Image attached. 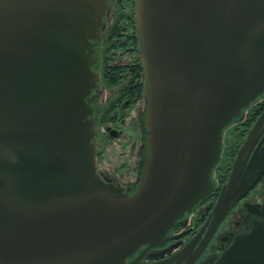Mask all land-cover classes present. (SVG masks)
<instances>
[{
    "label": "water",
    "instance_id": "water-1",
    "mask_svg": "<svg viewBox=\"0 0 264 264\" xmlns=\"http://www.w3.org/2000/svg\"><path fill=\"white\" fill-rule=\"evenodd\" d=\"M111 0H0V264H135L213 190L222 132L264 91V0H135L147 156L133 194L98 168ZM243 144L204 240L264 172ZM211 264H264V222Z\"/></svg>",
    "mask_w": 264,
    "mask_h": 264
},
{
    "label": "flooded vegetation",
    "instance_id": "flooded-vegetation-1",
    "mask_svg": "<svg viewBox=\"0 0 264 264\" xmlns=\"http://www.w3.org/2000/svg\"><path fill=\"white\" fill-rule=\"evenodd\" d=\"M116 13L114 10L111 15V22H108L106 30L110 28ZM99 48L101 51V44ZM131 48L132 46L127 47V50L123 49L130 57L129 61L123 65L129 64L134 58V55L129 54ZM113 52L117 54L118 50H114ZM116 58L115 55L114 59L116 60ZM128 78L129 74L126 73L125 79L127 80ZM102 88L109 90V93L104 101L102 100L103 94L101 93L95 103L100 126V134L98 136L99 148L100 144H102V140H100L101 134H105L109 142H111L112 136L121 134L116 128L117 125L130 115L132 108L138 102L143 101L144 103L143 96L140 100L134 99L130 107H127L129 100H125L116 112L117 120L113 123L101 125L99 119L100 110L113 93V90L103 86V80ZM125 110L127 113L122 117L121 114ZM143 116L144 111L135 115L129 124L136 132L135 135L137 137L134 136L133 139H138L141 143L136 152L137 165L133 169L134 171L136 170V177L132 178L125 175L126 172L131 173L133 171L131 166L127 164H122L121 167L112 171V174L115 175L113 180L124 186L127 190H130V194H133L138 186L143 162L148 153L144 136L145 126ZM110 124L113 126H110ZM105 126L110 127L104 130ZM248 140V149L242 155L239 162L241 178L252 172L255 161L264 157V91L249 106L243 108L239 116L234 118L223 129L221 156L212 171L213 190L210 194L176 221L175 225L168 232V240L163 246L148 247L147 245H142L135 253L129 256L128 262L135 264H211V261L215 260L223 249L231 245L237 234L249 231L255 222H264L263 172L250 191L230 208L223 221L213 232V235L208 240H204L212 221L211 214L213 208L224 186L230 179L241 147Z\"/></svg>",
    "mask_w": 264,
    "mask_h": 264
},
{
    "label": "trees",
    "instance_id": "trees-1",
    "mask_svg": "<svg viewBox=\"0 0 264 264\" xmlns=\"http://www.w3.org/2000/svg\"><path fill=\"white\" fill-rule=\"evenodd\" d=\"M132 4L135 0H119L116 7V15L106 35L101 40L102 49L100 51L101 58L99 61V69L102 74L103 86L113 90L112 95L103 105L99 113L101 125L113 123L117 120V110L125 100H129L127 107L132 106L133 100H140L145 91V75L141 66V60L138 55L139 40L137 38V29L135 24V15L125 8V5ZM130 55H134L133 60L127 65L118 63L114 59V50L131 47ZM129 74V78L125 79V74ZM125 83V84H123ZM126 110L121 116L126 115ZM102 147L98 150L99 159L103 158L104 148L109 143L105 134H101Z\"/></svg>",
    "mask_w": 264,
    "mask_h": 264
},
{
    "label": "rangeland",
    "instance_id": "rangeland-1",
    "mask_svg": "<svg viewBox=\"0 0 264 264\" xmlns=\"http://www.w3.org/2000/svg\"><path fill=\"white\" fill-rule=\"evenodd\" d=\"M119 4V0H111V10L110 13L108 15V17L106 18V22L108 25V22H111V15L113 13V11H116V7ZM125 8L131 12H133V14L135 15V4L134 6L132 4H130V2L128 4L125 5ZM108 30H104L103 31V36L101 38V40L104 38V36L106 35ZM101 40L98 42V53L101 56L100 53V44H101ZM118 50L117 54L114 53L116 55V61L118 63H126L129 61L130 57L125 53V51H123V49H116ZM109 93V90H106L104 88H102V94H103V101L104 99H106L107 95ZM142 111H144V103L143 101L138 102L135 107L132 108V111L130 112V115L125 118V120L121 123H119L117 125V129L119 130V135H115L112 136L111 138V142H109L105 148H104V153H103V158L99 159V164H98V168L99 170L108 178L113 179L114 178V174H112V171L114 169H117L119 167L122 166V164H127L131 166V169H134V166L137 165V149L140 147V141L134 140V136L137 137L135 134V130L132 129L131 125H129L132 121V118L135 117V115H138L139 113H141ZM110 126H113L112 124H110ZM107 126V127H110ZM107 127H104V130H107ZM103 144H100V147H102ZM111 171V172H110ZM136 170L131 171L130 172H126L125 175L126 176H131L136 177Z\"/></svg>",
    "mask_w": 264,
    "mask_h": 264
}]
</instances>
